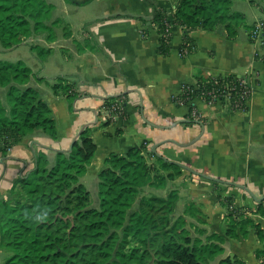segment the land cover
<instances>
[{
  "label": "crops",
  "instance_id": "crops-1",
  "mask_svg": "<svg viewBox=\"0 0 264 264\" xmlns=\"http://www.w3.org/2000/svg\"><path fill=\"white\" fill-rule=\"evenodd\" d=\"M50 1L54 10L49 24L57 21L54 38L47 40L42 34L31 39L33 46L47 52L29 66L33 76L26 86L36 89L52 110L58 135L52 139L38 130L6 151L0 147V201L7 197L13 181L34 167L36 152L43 151L53 163L55 154L68 150L86 126L91 127L96 152L80 181L90 194L91 208L99 206L98 174L105 167V158L110 153L124 155L143 143V155L154 167H158L159 158L166 159L245 185L256 197L264 195V63L258 46L248 36L249 29L264 17V0H248V5L242 6L231 0L232 10L248 20L245 32L239 31L229 40L223 25L213 31L192 30L189 35L197 49L184 57L180 54L184 36L180 26L172 27L170 51L162 55L159 34L152 24L141 21L151 19L154 6L169 9L177 0ZM195 68L211 76L248 78L252 90L247 108L229 111L220 102L196 98L191 103L198 118L190 123L189 107L175 105L173 97L184 83L195 84ZM41 77L45 80L38 79ZM58 77L74 83L80 95L72 109L65 95L55 94L51 88ZM1 89L7 92L6 87ZM106 95L122 96L123 115L109 119L103 111L102 97ZM107 120L109 124L103 125ZM155 145L156 153L152 151ZM173 189L179 194L176 214H182L186 203L194 201L202 214L199 221L188 220L204 229L205 235L223 234L227 209L220 197H229L234 207L245 209L264 230V217L253 213L258 203L248 193L183 168L164 189L146 186L141 195L164 196ZM262 204L264 207V201ZM222 247L224 252L215 263L237 256L245 264H262L254 255L262 244L252 228L246 238L226 237ZM10 255L0 247V264Z\"/></svg>",
  "mask_w": 264,
  "mask_h": 264
},
{
  "label": "trees",
  "instance_id": "trees-1",
  "mask_svg": "<svg viewBox=\"0 0 264 264\" xmlns=\"http://www.w3.org/2000/svg\"><path fill=\"white\" fill-rule=\"evenodd\" d=\"M231 4V0H177L169 9L154 6L151 19L141 21L152 24L159 34L162 55L171 48L167 29L180 26L184 33L180 54L184 57L197 49L189 35L192 30L213 31L223 25L226 37L234 40L240 27H247L245 16L233 11ZM53 10L47 0H0L2 47L13 48L39 33L52 40L57 23L49 24ZM142 35L146 37L147 31ZM46 52L40 49L39 57ZM32 76L22 61H0V87L7 88L10 104L7 108L0 102L3 151L38 130L57 138L52 110L36 89L26 86ZM193 77L195 84L184 83L173 97L175 105L189 107L190 123L198 118L191 103L196 98L220 102L229 111L247 108L250 95L241 98L244 76H211L195 68ZM51 88L55 94L65 95L70 109L80 96L75 84L64 77H58ZM121 99H104V107L120 104L121 109L114 111L123 115ZM143 151L144 143L124 155L110 153L105 158V167L98 174V209L90 207V194L80 181L96 152L91 127L83 128L70 150L57 152L53 163L43 151L36 152L34 167L17 177L0 201V247L11 253L4 264H245L237 256L215 261L224 252L226 237L246 238L250 228L262 244L255 258L264 264V230L245 209L234 207L229 197H220L227 209L223 234L205 235L204 229L188 220L199 221L202 214L194 201H188L183 213L176 214L177 190L164 196L141 195L146 186L164 189L181 173L179 165L160 158L158 167L148 164ZM166 171L169 173L164 174ZM253 213L264 217L262 202Z\"/></svg>",
  "mask_w": 264,
  "mask_h": 264
},
{
  "label": "rangeland",
  "instance_id": "rangeland-1",
  "mask_svg": "<svg viewBox=\"0 0 264 264\" xmlns=\"http://www.w3.org/2000/svg\"><path fill=\"white\" fill-rule=\"evenodd\" d=\"M50 1V0H48ZM239 3H241L244 5H248V0H238ZM257 1H261V0H257ZM50 2H55L56 4H58V0H51ZM64 11V10H62ZM248 20L245 19V23H247ZM239 31L241 33L245 32V27H240ZM42 34H46V33H39V34H35L32 37L28 38L24 43L19 44L18 46H15L13 48L10 49H5L2 47V45L0 44V61L1 62H9V63H16L18 61H22L26 66H32L34 62L38 63L39 62V50L40 47L37 46L35 49H31V45H34L31 42L32 38H35L39 35ZM5 89V88H4ZM6 90H2L0 87V102L7 108H9L10 104L7 100V95H6ZM150 191V190H149ZM148 191V192H149ZM147 195V194H146ZM91 206H94L93 204H91ZM135 206H137V202L135 204ZM97 209H98V204H97Z\"/></svg>",
  "mask_w": 264,
  "mask_h": 264
},
{
  "label": "built area",
  "instance_id": "built-area-1",
  "mask_svg": "<svg viewBox=\"0 0 264 264\" xmlns=\"http://www.w3.org/2000/svg\"><path fill=\"white\" fill-rule=\"evenodd\" d=\"M168 34H171V29H167ZM249 39L258 46V51L260 52V56L262 57L263 63H264V17L262 19H258L256 23L249 29L248 31ZM244 90L242 92L241 98L243 100H246L247 97H249L251 90H252V84L250 83L249 79L244 77ZM209 103H215V102H209ZM121 109V105L117 104L116 106L110 108H106L103 106V111L108 114L109 119H114L118 116V114L114 110Z\"/></svg>",
  "mask_w": 264,
  "mask_h": 264
},
{
  "label": "water",
  "instance_id": "water-1",
  "mask_svg": "<svg viewBox=\"0 0 264 264\" xmlns=\"http://www.w3.org/2000/svg\"><path fill=\"white\" fill-rule=\"evenodd\" d=\"M117 97V95H106L105 97H102V99H108V98H115ZM199 123V122H198ZM75 141V140H74ZM74 141L71 143L70 147L68 148V150H70L72 148V145L74 143ZM158 146L155 145L154 149H152V151L154 153L155 152V149L157 148ZM166 160V159H164ZM167 161V160H166ZM181 168L187 170L188 172L190 173H193L199 177H203L209 181H212V182H215V183H219V184H223V185H229V186H233V187H236V188H239V189H242L244 190L246 193H248L253 199L254 201H256L257 203H260L262 201H264V195L261 196V197H256L255 194L245 185H242V184H239L237 182H234V181H229V180H225V179H220V178H216V177H213V176H210V175H206L204 173H201V172H198L194 169H191L187 166H184V165H180L178 164Z\"/></svg>",
  "mask_w": 264,
  "mask_h": 264
}]
</instances>
